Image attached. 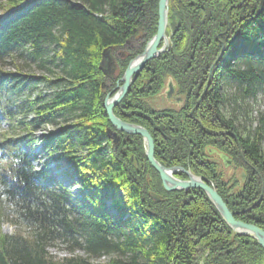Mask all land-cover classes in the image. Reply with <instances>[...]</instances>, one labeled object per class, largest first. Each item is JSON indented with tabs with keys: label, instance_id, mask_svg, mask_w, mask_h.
Masks as SVG:
<instances>
[{
	"label": "trees",
	"instance_id": "16d2710c",
	"mask_svg": "<svg viewBox=\"0 0 264 264\" xmlns=\"http://www.w3.org/2000/svg\"><path fill=\"white\" fill-rule=\"evenodd\" d=\"M157 4L0 0V65L24 58L42 72L0 67V114L25 132L0 134V227L8 208L35 227L28 237L0 231V264H193L198 253L205 254L203 264H264V248L233 233L201 190L163 189L139 135L118 132L115 150L106 136L112 126L105 94L114 93L127 63L155 34ZM166 35L169 48L133 76L113 113L150 133L160 164L202 176L236 219L264 230V109L245 136L235 124L239 99L264 88V2L168 0ZM108 47L118 72L105 78L109 88L102 89L98 66ZM165 78L175 81L181 106L153 110L146 99L160 93ZM227 105L235 116L224 117ZM46 125L53 130L37 140L35 131ZM38 143L43 162L35 169ZM209 146L244 172L238 193L232 191L237 178L222 180L207 159ZM61 157L73 167L61 175L79 183L78 200L56 185L48 167ZM174 175L186 179L182 172ZM58 238L81 247L85 256L53 258L46 247ZM103 256L106 261L92 262Z\"/></svg>",
	"mask_w": 264,
	"mask_h": 264
},
{
	"label": "rangeland",
	"instance_id": "374dc122",
	"mask_svg": "<svg viewBox=\"0 0 264 264\" xmlns=\"http://www.w3.org/2000/svg\"><path fill=\"white\" fill-rule=\"evenodd\" d=\"M3 12L4 11L0 10V16H2ZM167 17H168V15H167ZM166 36L168 37V35H166ZM115 63H116V61H115ZM0 67L2 68L3 71H6V72H15L16 70H20L23 73H33L36 75H39L42 73L37 68L35 63L31 62L28 59H24V58L6 59L2 63V65H0ZM117 72H118V68H117V64H116L114 66V70H113L111 79H113V77H115L117 75ZM103 77H104V79L102 82H104L105 84H108L105 80L104 75H103ZM120 78H122V77H120ZM164 81H165L164 82L165 84H164L162 90L160 91V93L154 97L147 98L146 101H147L149 107L152 108L153 110H161V109L167 108V107L178 109V106H176V102L180 98L183 99V95L174 94L175 91H176V93H178L175 81H173L169 78H165ZM168 81L174 87V88H172V91H171L174 94V95L172 94L173 97H172L171 101H169L167 96L165 97L163 94V92H164L163 90L169 84ZM121 84H122V82H121ZM121 84H119V85H121ZM39 89L41 90L42 87H39ZM226 91L229 94L235 93V89H233V88H228ZM115 92H116V90L114 91V93ZM113 94H110V97ZM105 96H106V94H105ZM104 99H105V97H104ZM237 105H238V114L235 113V115H236L235 124L238 127V130L241 133V136H245L247 134V132L250 131L253 128V126L255 125L258 114L264 109V88L259 90L254 97H246L244 99H239V101L237 102ZM221 112L223 113L225 118H230L232 116H235L234 112L231 111V107L228 105L223 106L221 108ZM190 115H191V112H190ZM53 128L54 127L49 126V125L38 128L34 133V137L37 140H40L42 136H46L47 134H49L53 130ZM1 133H8L10 136H13V135L14 136H21V135L25 134L22 126H18V127L11 126L9 124V122L7 121V119L3 115L0 114V134ZM0 138H1V136H0ZM142 145L144 148L143 140H142ZM261 148H262V152L264 154V140L262 142ZM33 153L36 154L37 158L31 159L32 165L35 169H38V168H40V166L43 162V153H44L43 144H40V143L36 144L33 147ZM205 153L208 157L207 159L209 161H213L216 164V169L221 174L222 180L228 181L229 183H232V179L237 178L238 184L236 186H233L232 191L238 193L242 187L243 180L241 178V175L244 172L242 170L237 169L234 166V163H232V159L230 156L225 155L223 152H221L219 149H217L215 147H212V146L207 147V151ZM48 167H49L50 171L52 172V175L56 179V185L64 186L67 189V191L69 192L72 199L78 200L80 198V188L78 186L79 183L78 182L77 183L72 182L71 180L64 178L61 175V169L62 170L66 169V170H68V172L73 171V167L69 164V162H67L64 157H61L59 160H55V161L50 160ZM164 167H166V166H164ZM167 168H169V167H167ZM189 171L192 174L196 175L191 170H189ZM196 176L202 177L199 175H196ZM175 177H177V176H175ZM177 178H179V177H177ZM179 179H181V178H179ZM183 191H185V190H183ZM171 192H173V191H171ZM120 196L122 197V194H120ZM107 208L109 211H111V213H113L112 206L110 203H108ZM73 216H74V213L72 214L71 217H73ZM0 231L2 233L8 234V235H10V234H21L25 237H28V236L33 235V233L35 231V227L24 224L22 221H20L17 218L14 209L8 208L3 215ZM232 232L235 233L234 231H232ZM78 241L81 244L83 242L82 238H78ZM46 250L50 256H52L53 258H56V259H62L65 257H73V256H75V257L76 256H85V253L81 247L75 246L71 241H66L65 239H61V238L48 241ZM204 256H205L204 253L196 254L194 261H193V264H203ZM106 260H107V257L103 256L100 258L92 259V262L93 263H102Z\"/></svg>",
	"mask_w": 264,
	"mask_h": 264
},
{
	"label": "water",
	"instance_id": "95a60500",
	"mask_svg": "<svg viewBox=\"0 0 264 264\" xmlns=\"http://www.w3.org/2000/svg\"><path fill=\"white\" fill-rule=\"evenodd\" d=\"M264 0H260L262 6ZM157 27L156 32L144 45L141 53L133 57L127 64L122 78L115 86L116 92L110 97L111 92L106 93L103 106L107 114L110 125L114 128H106V136L110 139L111 148L115 150L120 141L118 132L128 135H139L144 143V154L147 162L158 173L162 187L165 191H180L189 189L201 190L210 202L213 204L224 223L236 234L250 237L264 248V230L251 223H245L234 217L235 213L230 211L222 198L216 192L213 185L207 183L202 177L192 174L180 166L164 167L154 158V142L150 133L142 126L127 123L119 119L113 113V108L117 106L126 95L130 85L133 82V76L141 71L144 64L149 60L159 56L169 48V38L166 36V27L168 24V0H158L157 4ZM116 65L111 47L105 48L101 53L99 69H101L105 78H112L114 66ZM109 85L101 82V88H108ZM175 172H182L186 179H179L174 176Z\"/></svg>",
	"mask_w": 264,
	"mask_h": 264
},
{
	"label": "flooded vegetation",
	"instance_id": "af4514ba",
	"mask_svg": "<svg viewBox=\"0 0 264 264\" xmlns=\"http://www.w3.org/2000/svg\"><path fill=\"white\" fill-rule=\"evenodd\" d=\"M113 56H114V53H113ZM169 82V81H168ZM172 88H174L171 83L169 82V84L167 85V87L163 90V94L164 96L168 98L169 101H171L172 97L174 94H177L176 91L174 92V94L171 92L172 91ZM173 94V95H172ZM172 95V96H171ZM178 95V94H177ZM180 95V94H179ZM176 106H178V109L180 108L181 106V98L178 99V101L176 102ZM168 109H175V108H163L161 110H168Z\"/></svg>",
	"mask_w": 264,
	"mask_h": 264
},
{
	"label": "bare ground",
	"instance_id": "6f19581e",
	"mask_svg": "<svg viewBox=\"0 0 264 264\" xmlns=\"http://www.w3.org/2000/svg\"><path fill=\"white\" fill-rule=\"evenodd\" d=\"M114 78V77H113Z\"/></svg>",
	"mask_w": 264,
	"mask_h": 264
}]
</instances>
